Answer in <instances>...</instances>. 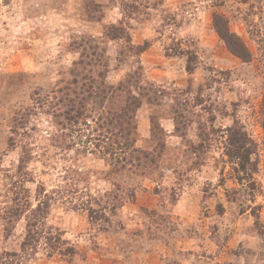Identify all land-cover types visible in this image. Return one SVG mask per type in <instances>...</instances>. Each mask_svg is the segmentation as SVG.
<instances>
[{
    "label": "rangeland",
    "instance_id": "374dc122",
    "mask_svg": "<svg viewBox=\"0 0 264 264\" xmlns=\"http://www.w3.org/2000/svg\"><path fill=\"white\" fill-rule=\"evenodd\" d=\"M263 125L264 0H0V264H264Z\"/></svg>",
    "mask_w": 264,
    "mask_h": 264
},
{
    "label": "trees",
    "instance_id": "16d2710c",
    "mask_svg": "<svg viewBox=\"0 0 264 264\" xmlns=\"http://www.w3.org/2000/svg\"><path fill=\"white\" fill-rule=\"evenodd\" d=\"M214 20H215V19H214ZM215 21H216V20H215ZM216 23H217V22H216ZM216 31H217V33L219 34V36H220V37L226 42L229 51H230L231 53H233L234 55L238 56L239 58H242V59H243V57L241 56V54L237 52V50H236V46H235L234 44H232V42L227 38V36L225 35V33H222L217 27H216ZM115 91H119V92H120V89H119V88H116V89H115L114 87H112V90H111L110 94L112 95L113 93H115ZM133 100H134L133 97H129V98H127V99L125 100L124 106H123V108L120 110V113L118 114V116H116V117H114V118H109V117H108V119L106 118V121H109V124H113V122H114L115 125H116V127H122L120 124H118V121H117V120H122V118L126 116V113L129 112V111H128L129 108L131 107V105L134 104V101H133ZM76 114H77L78 116H80V113H79V112H76ZM127 119L129 120L130 118H127ZM125 125L128 126V125H129L128 122H126ZM263 126H264V125H263ZM114 128H115V127H114ZM123 131H127V133L125 134L126 136L129 135V134H128V130L123 129ZM117 132H118V134H122L121 130H119V129L117 130ZM107 133H109V132H107Z\"/></svg>",
    "mask_w": 264,
    "mask_h": 264
}]
</instances>
